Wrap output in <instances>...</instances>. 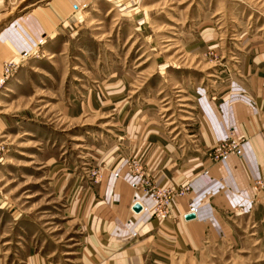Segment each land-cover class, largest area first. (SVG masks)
<instances>
[{"label":"rangeland","instance_id":"374dc122","mask_svg":"<svg viewBox=\"0 0 264 264\" xmlns=\"http://www.w3.org/2000/svg\"><path fill=\"white\" fill-rule=\"evenodd\" d=\"M252 66L264 0H0V264H264V188L157 238Z\"/></svg>","mask_w":264,"mask_h":264},{"label":"crops","instance_id":"0c3cea01","mask_svg":"<svg viewBox=\"0 0 264 264\" xmlns=\"http://www.w3.org/2000/svg\"><path fill=\"white\" fill-rule=\"evenodd\" d=\"M252 67L251 76L242 79L251 103L224 104L218 109L206 104L203 112L204 145L213 149L221 141L239 139L240 156H231L225 162H214L201 156L194 160L182 174L186 175L183 184L188 190L174 207L175 220L164 222L162 229H158L157 238L161 234L164 239L173 238L168 228L174 221L188 232H196L204 230L205 226L213 228L216 223H222L223 216L239 215L238 211L245 214L264 188V68ZM249 77L251 80H247ZM192 207L197 209L195 218L186 221L185 215ZM188 236L196 239L195 234ZM139 245L142 248L143 242ZM126 261L138 262V258Z\"/></svg>","mask_w":264,"mask_h":264},{"label":"built area","instance_id":"2783aa9c","mask_svg":"<svg viewBox=\"0 0 264 264\" xmlns=\"http://www.w3.org/2000/svg\"><path fill=\"white\" fill-rule=\"evenodd\" d=\"M240 140L239 139H229L226 141L219 142L213 149L212 152L209 154V157L214 162H225L227 161L231 156L239 157L241 154L240 149ZM187 191L188 188H185ZM182 195L179 194V196ZM132 212L133 210L130 209ZM144 210V209H143ZM162 218H165L167 216V212L164 211L163 213L161 211H158ZM189 214L196 215L197 209L196 208H190Z\"/></svg>","mask_w":264,"mask_h":264},{"label":"water","instance_id":"95a60500","mask_svg":"<svg viewBox=\"0 0 264 264\" xmlns=\"http://www.w3.org/2000/svg\"><path fill=\"white\" fill-rule=\"evenodd\" d=\"M138 206H137V208H135L134 210H138ZM195 218V215L194 214H186L185 215V220L186 221H189V220H192V219H194Z\"/></svg>","mask_w":264,"mask_h":264},{"label":"bare ground","instance_id":"6f19581e","mask_svg":"<svg viewBox=\"0 0 264 264\" xmlns=\"http://www.w3.org/2000/svg\"><path fill=\"white\" fill-rule=\"evenodd\" d=\"M137 206L139 207L138 210H134L135 208H137ZM132 210H133L134 212H139V210H140V206H139L138 204H135V205L132 207ZM142 211H143V209H142Z\"/></svg>","mask_w":264,"mask_h":264}]
</instances>
